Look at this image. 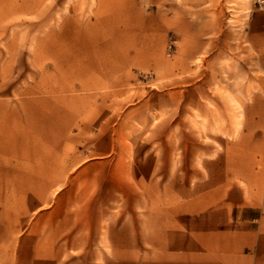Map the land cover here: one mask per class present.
<instances>
[{"label":"rangeland","instance_id":"obj_1","mask_svg":"<svg viewBox=\"0 0 264 264\" xmlns=\"http://www.w3.org/2000/svg\"><path fill=\"white\" fill-rule=\"evenodd\" d=\"M252 16L254 0H0V264H179L211 226L264 237ZM58 62L79 76L62 99L41 89Z\"/></svg>","mask_w":264,"mask_h":264},{"label":"crops","instance_id":"obj_2","mask_svg":"<svg viewBox=\"0 0 264 264\" xmlns=\"http://www.w3.org/2000/svg\"><path fill=\"white\" fill-rule=\"evenodd\" d=\"M32 8L28 6V12ZM249 24V40L252 47H264V39H260L257 30H264V24L258 19L251 17ZM97 24H106L98 20ZM67 67L61 62L54 64V70L45 74L49 79L43 80L42 91L55 94L59 99L62 91L75 89V81L78 75H69ZM63 85L62 80L68 79ZM67 85V86H66ZM193 249L191 248L185 256L179 257V264H264V237L262 233L250 229L234 230L222 229L211 226L209 231L194 232Z\"/></svg>","mask_w":264,"mask_h":264},{"label":"built area","instance_id":"obj_3","mask_svg":"<svg viewBox=\"0 0 264 264\" xmlns=\"http://www.w3.org/2000/svg\"><path fill=\"white\" fill-rule=\"evenodd\" d=\"M254 3H256L259 8L264 9V0H254Z\"/></svg>","mask_w":264,"mask_h":264}]
</instances>
